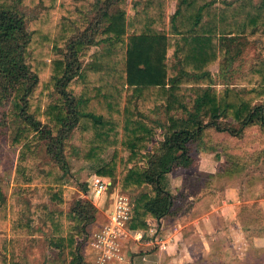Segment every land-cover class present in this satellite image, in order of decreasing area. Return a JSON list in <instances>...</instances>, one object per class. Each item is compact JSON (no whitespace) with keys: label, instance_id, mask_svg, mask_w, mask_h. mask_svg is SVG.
I'll return each instance as SVG.
<instances>
[{"label":"trees","instance_id":"1","mask_svg":"<svg viewBox=\"0 0 264 264\" xmlns=\"http://www.w3.org/2000/svg\"><path fill=\"white\" fill-rule=\"evenodd\" d=\"M58 1L0 0V104L10 100L21 119L10 139L20 145L16 176L35 180L29 159L45 137L65 167L64 145L76 129L82 159L94 174L126 194L138 190L128 195L129 228L146 232L149 220L175 215L176 203L186 200L183 190H170L167 174L192 165L191 145L205 131L240 137L249 127L264 129V45L249 68L232 70L250 41L264 39V0H179L168 24L172 0H145L133 16L120 8L124 0H97L93 13L84 2L73 10L71 0ZM25 8L39 14L26 22ZM92 17L102 26L99 33L87 21ZM170 44L178 61L167 67ZM218 58L226 78L220 86L209 70ZM149 108L164 110L162 129L145 119ZM236 164L228 160L218 171L229 175ZM62 192L58 186L53 198L60 200ZM86 202L48 218L51 245L65 252L67 264H81L84 227L96 211L93 205L86 211ZM0 203L3 221L11 210L1 193Z\"/></svg>","mask_w":264,"mask_h":264},{"label":"rangeland","instance_id":"2","mask_svg":"<svg viewBox=\"0 0 264 264\" xmlns=\"http://www.w3.org/2000/svg\"><path fill=\"white\" fill-rule=\"evenodd\" d=\"M92 1L95 3L96 0ZM23 13L28 22L36 18L39 10L25 8ZM87 21L97 28L96 33L100 32L98 18L92 17ZM263 45L262 38L249 42L232 70L242 73L249 68L262 55ZM221 70L225 69L221 67ZM214 75L218 86L226 80L222 77L224 72L218 71V68ZM227 76L235 84L236 73L232 75L229 71ZM54 97H57L56 94L51 95V98ZM12 105L10 100H2L0 104V193L7 211L11 210L5 220H0V264H67L65 252H57L51 245L52 230L48 218L51 213L67 215L76 208L78 200L90 201L91 204L86 202L85 207L89 213L93 212L90 205L96 208L95 218L85 224L87 237L82 245L81 264H90L95 252L87 243L91 240V233L105 222L110 200H89L91 197L84 195L85 184L94 174V169L82 159L78 132L73 130L66 139L63 168L53 157L52 149L49 150L51 139L41 138L36 153L29 159L31 175L35 180L27 182L15 173L20 145H11L10 139L20 126L21 119ZM145 119L157 130L167 123L162 109L146 112ZM157 137L161 138L159 131ZM202 139L191 145L193 164L187 169H173V173L167 176L169 183L174 178L173 193L184 190L189 195L175 206L180 214L179 221L185 225L176 258H172L170 263L166 253L148 257L156 247L160 249V244H152L150 250H146L143 249L146 237L140 241L127 237L121 241L120 251L125 255V261L120 264H164V259L169 264H264V129L252 126L240 137L209 129ZM112 153V149L106 151L104 159L109 160ZM228 160L237 163L229 175L211 174L212 170L216 172L220 164ZM56 176L61 178V183L52 181ZM58 186L63 189L58 194L60 200L52 196ZM136 192L138 190L122 193L134 198ZM196 219L199 222L196 223ZM160 231V243L163 244V233ZM10 246H14V259L11 258Z\"/></svg>","mask_w":264,"mask_h":264},{"label":"built area","instance_id":"3","mask_svg":"<svg viewBox=\"0 0 264 264\" xmlns=\"http://www.w3.org/2000/svg\"><path fill=\"white\" fill-rule=\"evenodd\" d=\"M108 177L91 175L87 182L84 195L90 200L104 201L110 200L109 210L103 224L91 233L89 246L91 251L95 252V257L90 264H120L125 261V255L121 253V241L124 238L132 237L140 241L146 237V243L149 245H159L160 249L165 248V243H160L159 230H161V219L149 224L146 232L132 231L129 228L130 214L132 204L128 195L120 192L117 186L112 185ZM111 196L109 197V195ZM103 197V198H102ZM98 201V202H99ZM161 233V231H160Z\"/></svg>","mask_w":264,"mask_h":264},{"label":"crops","instance_id":"4","mask_svg":"<svg viewBox=\"0 0 264 264\" xmlns=\"http://www.w3.org/2000/svg\"><path fill=\"white\" fill-rule=\"evenodd\" d=\"M60 1L62 2L64 0H59L58 3ZM79 1L86 3L88 10L92 13L94 12V7L92 6L94 3L92 0H71L70 5H71V8L73 10L76 9L77 2H79ZM144 1L145 0H124L123 2L120 3V8L124 11L126 16H133L136 13V11L142 6V3ZM178 2H179V0H172L171 2H169L167 9H166V13H165L166 24L169 23L170 16L175 12L176 7L178 5ZM166 35L168 36V33H166ZM250 42H252V41H250ZM218 43H219V41H218ZM96 49H98V46H93L91 50H96ZM173 50H174V46L172 44H170V46H168L165 50V64L167 65V67H168V65L177 64L178 59H175V57L172 56ZM84 60L87 61V59H84ZM219 64H220V58H218V60L214 64L209 66V70L211 71L215 80L217 78L214 74H215L217 68H218V71H220L219 70ZM219 75L220 74L218 72L217 77H219ZM234 79H236V77ZM216 83L218 84L217 81H216ZM157 108H155V109H157ZM155 109L149 108V109H147L146 112L151 113L152 111H155ZM171 173H173V170L170 171L168 174L170 175ZM217 173H219V171L217 169H216V172L214 170L211 171V174H213V175L214 174L217 175ZM168 174H167V176H169ZM173 179H171V180L173 181ZM172 181L169 183L170 190L173 187ZM186 196H187V198H189L188 193H186ZM178 213L176 212V214H175L176 216L172 215V216H166V217L160 218L161 219V221H160L161 232L163 233V238H164L163 241L165 242V248L163 250V249H158L156 247V250L154 251V253L153 252L149 253L148 257L154 258V254L157 255L159 253H166L167 257L169 258L168 260L170 263H172L170 261L172 258H176L175 255L178 254L179 248L182 245V236H183L182 235V229L185 226V225H182V223L179 221L178 215L180 216V214H178ZM203 220L205 221V217H203ZM153 222L155 223L156 219H152V220L148 221L149 224L153 223ZM195 222L196 223L199 222L198 219H196ZM143 246H144L143 249L147 248L146 250H150V248H149L150 245L148 243H146V242L143 243ZM163 251H165V252H163ZM142 258H143V260H145L146 257L143 256ZM152 262H156V261L152 260ZM164 264H169L166 259H164Z\"/></svg>","mask_w":264,"mask_h":264}]
</instances>
